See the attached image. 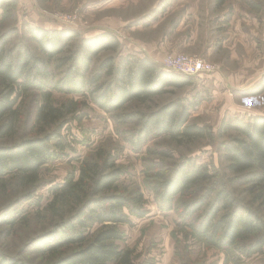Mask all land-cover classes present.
<instances>
[{
    "label": "trees",
    "instance_id": "obj_1",
    "mask_svg": "<svg viewBox=\"0 0 264 264\" xmlns=\"http://www.w3.org/2000/svg\"><path fill=\"white\" fill-rule=\"evenodd\" d=\"M16 2L0 0V22L15 13ZM157 13H152L154 20ZM16 29L0 35V140L15 139L22 123L24 131L17 141L0 144V224L7 229L5 237L18 236L19 231L28 234L19 256L0 250V264H135V251L119 245L125 239L120 226L132 227L133 218H145L146 200L140 186L120 182L124 168L111 142L78 159V173L50 188L45 207L38 201L39 209L32 214L20 209L37 200L45 184L42 169L73 149L63 131L68 133L71 121L81 120L89 103L120 126H132L122 140L135 153L162 137L179 147L213 139L211 127L191 123L193 113L208 100L199 92L148 112L128 110L132 103L146 105L195 87L199 77L168 71L147 56L124 55L123 43L110 31L85 37L73 29L27 26L38 55L23 43L18 51L8 48ZM105 52L113 55L93 70ZM55 93L83 99L58 102ZM241 94H264V75ZM30 95L33 100L27 103ZM233 133L221 144L226 163L222 173L185 158L171 165L152 160L150 170L164 172L147 177L145 187L153 192L160 211L177 212L198 239L225 250L240 264L243 258L264 253V116L228 118L221 134ZM159 156L173 158L167 152ZM231 186L240 187L250 200L244 202ZM30 248L38 261L32 254L24 258Z\"/></svg>",
    "mask_w": 264,
    "mask_h": 264
},
{
    "label": "rangeland",
    "instance_id": "obj_2",
    "mask_svg": "<svg viewBox=\"0 0 264 264\" xmlns=\"http://www.w3.org/2000/svg\"><path fill=\"white\" fill-rule=\"evenodd\" d=\"M14 9L15 13L12 11V15L4 16L0 22V35L16 27L8 46L16 47V51L23 43L42 55L27 34V26L73 29L85 37L110 31L124 44V55L156 56L163 63L169 55L185 54L204 58L217 69L196 78L195 87L175 90L146 105L132 103L128 108L148 112L172 100L191 98L199 92L208 100L193 113L191 123L211 127L213 139L179 147L168 137H162L152 139L140 153H135L122 140L123 132L132 126H120L112 115L89 103L80 113L81 120L71 121L68 133L63 131L73 149L67 148L66 158L42 169L45 184L38 191L37 200L25 204L20 211L36 212L38 201L42 208L45 207L51 199L50 188L63 183L69 174L78 173V159L111 142L118 148L117 163L124 168L120 182L140 186L146 200L145 218H133L132 227L120 226L125 239L119 245L122 249L135 251V264H237L225 250L198 239L192 228L183 225L177 212L160 211L153 192L145 187V181L156 172H164L151 171L152 160L154 164L171 165L185 158L222 173L226 163L221 144L230 141L235 134H221V126L233 116L246 120L251 116H264V94L251 97L241 94L242 90L257 86L264 75V0H17ZM155 10L158 12L156 20L152 14ZM110 55L113 53L101 54L93 70ZM31 96L27 103L33 100ZM53 97L58 102L83 99L58 93ZM22 131L24 123L15 139L0 140V144L17 141ZM161 152L172 154L173 158L164 159L159 156ZM232 189L244 202L250 200L240 187ZM1 225L0 250L19 256L26 246L28 233L19 231L18 236L5 237L2 232L7 229ZM27 253L24 258L31 256V248ZM32 255L35 261L40 259ZM240 264H264V253L243 258Z\"/></svg>",
    "mask_w": 264,
    "mask_h": 264
},
{
    "label": "built area",
    "instance_id": "obj_3",
    "mask_svg": "<svg viewBox=\"0 0 264 264\" xmlns=\"http://www.w3.org/2000/svg\"><path fill=\"white\" fill-rule=\"evenodd\" d=\"M163 65L168 71L194 77L212 74L217 70L215 65L206 59L185 54L169 55L164 59Z\"/></svg>",
    "mask_w": 264,
    "mask_h": 264
},
{
    "label": "crops",
    "instance_id": "obj_4",
    "mask_svg": "<svg viewBox=\"0 0 264 264\" xmlns=\"http://www.w3.org/2000/svg\"><path fill=\"white\" fill-rule=\"evenodd\" d=\"M146 56L149 57L150 59L156 61V62H159V60H160V58H157L156 56H151V55H146ZM160 63H162V62L160 61Z\"/></svg>",
    "mask_w": 264,
    "mask_h": 264
}]
</instances>
